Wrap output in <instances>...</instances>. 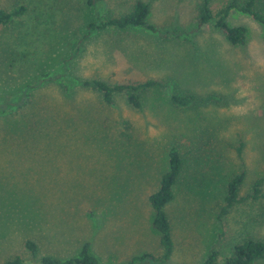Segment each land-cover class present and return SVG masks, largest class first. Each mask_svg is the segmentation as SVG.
<instances>
[{
	"label": "rangeland",
	"instance_id": "obj_1",
	"mask_svg": "<svg viewBox=\"0 0 264 264\" xmlns=\"http://www.w3.org/2000/svg\"><path fill=\"white\" fill-rule=\"evenodd\" d=\"M135 1L0 0L24 8L0 25V264L65 259L84 244L99 264L143 254L145 264H204L212 250L223 262L246 234L264 241V198H252L258 180L264 194V26L232 8L227 23L247 28L234 45L198 24L201 0H143L154 30L102 27ZM84 79L166 85L140 88L133 107L124 92L104 102ZM174 92L194 97L175 105ZM171 147L182 168L164 208L174 247L162 259L149 195ZM241 173L246 199L222 212Z\"/></svg>",
	"mask_w": 264,
	"mask_h": 264
},
{
	"label": "trees",
	"instance_id": "obj_2",
	"mask_svg": "<svg viewBox=\"0 0 264 264\" xmlns=\"http://www.w3.org/2000/svg\"><path fill=\"white\" fill-rule=\"evenodd\" d=\"M100 0H86L89 5L95 4ZM264 0H230L223 6H221L215 13L209 6V0H201L198 5L197 22L199 25H203L208 22H212L217 28H219L225 39L234 45H243L247 41V28L243 25L231 26L227 23L226 17L232 8H236L241 12L249 14L259 24L264 26V11L258 6V2ZM23 7L15 8L7 11L0 8V25L7 24L14 16L21 14ZM149 3L143 0H136L130 11L123 13L119 17L110 18L107 17L102 23L103 26H113L117 28L126 27H143L145 29L154 30L155 25L149 22ZM92 25V24H91ZM99 28V25L97 26ZM166 85L165 81L157 79H147L143 82H122L109 84L102 79H84L82 80V86L90 88L101 94L102 100L106 103H112L113 95L115 93L124 92L127 98V102L133 107H140V95L138 90L140 88L158 87ZM66 87V86H65ZM67 88V87H66ZM180 93H172L170 101L175 105H186L187 99H192V94L185 93L179 96ZM182 168V159L178 150L175 147H171L169 150V169L160 178V185L158 190L152 192L149 195V201L153 209L152 227L159 233L160 244L163 248L161 255L162 259H167L173 250V238L171 232L170 221L165 211L166 204L173 198V188L176 184L180 171ZM243 174H238L229 181L227 186V194L224 197V205L221 209L222 212H226L227 208L231 207L236 201L241 202L246 198L240 196L239 185L242 181ZM261 180H258L254 184V193L252 198H257L264 194L259 187ZM26 247L32 252L33 255L37 252V244L31 240L25 242ZM148 254L140 256H134L131 260L125 264H145ZM264 259V241L256 239L250 235H245L243 240L233 247V253L230 257L226 258L223 262H218L217 251L212 250L206 259L204 264H253L254 262ZM5 264H99L97 258L90 254L88 251V245L84 244L78 255L68 257L65 259L57 258L53 256H43L39 258L36 263H29L26 259L16 256L13 259L7 260Z\"/></svg>",
	"mask_w": 264,
	"mask_h": 264
}]
</instances>
